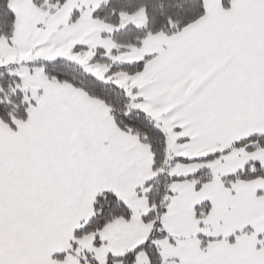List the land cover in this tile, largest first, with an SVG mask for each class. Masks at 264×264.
<instances>
[{
    "label": "snow or ice",
    "instance_id": "obj_1",
    "mask_svg": "<svg viewBox=\"0 0 264 264\" xmlns=\"http://www.w3.org/2000/svg\"><path fill=\"white\" fill-rule=\"evenodd\" d=\"M0 264H264V0H0Z\"/></svg>",
    "mask_w": 264,
    "mask_h": 264
}]
</instances>
